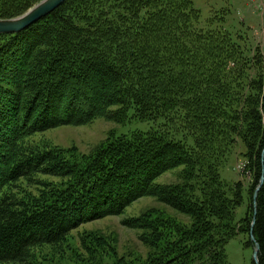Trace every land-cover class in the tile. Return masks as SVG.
<instances>
[{"label":"trees","instance_id":"obj_1","mask_svg":"<svg viewBox=\"0 0 264 264\" xmlns=\"http://www.w3.org/2000/svg\"><path fill=\"white\" fill-rule=\"evenodd\" d=\"M39 1L0 0V19ZM199 16L193 0H66L27 30L0 34V264H36L38 248L144 197L190 222L160 213L123 220L155 247L139 262L106 263L95 253L105 239L86 233L81 264H228L225 245L252 229L264 264V181L253 221L264 177L263 61L230 34L197 26ZM99 117L156 126L111 132L89 153L32 141ZM237 135L253 176L238 227L241 184L229 189L219 173ZM176 168L178 183L157 182Z\"/></svg>","mask_w":264,"mask_h":264},{"label":"rangeland","instance_id":"obj_2","mask_svg":"<svg viewBox=\"0 0 264 264\" xmlns=\"http://www.w3.org/2000/svg\"><path fill=\"white\" fill-rule=\"evenodd\" d=\"M193 2L200 12L196 21L197 26L230 34L232 41L240 45L242 52L248 54L249 58L261 56L264 66V0H193ZM256 70L259 71V68H254L253 71ZM155 126V123L149 121L132 119L122 124L99 117L87 125L62 126L39 133L32 138V141L63 148L76 146L81 152L89 153L106 140L111 132L117 135L131 134L136 130L148 131ZM246 152L243 138L237 135L235 143L219 166L220 177L229 189L241 184L244 200L236 209L234 222L236 227L238 222L247 215L252 202L249 189L253 184V176L246 171L248 163ZM180 169L176 168L165 173L157 182L178 183ZM145 213H153V215L160 213L182 223L190 222L187 215L169 205L154 197H144L128 207L124 214L107 216L85 223L73 231L68 241L60 246L48 245L38 248L35 251L36 259L41 264H81L79 255L88 256L90 251L84 246L83 237L86 233H93L100 235L106 241L105 246L96 247L99 252L95 251L97 258H103L106 263H112L118 258L133 262L144 260L155 247L144 244L140 240L143 230L128 228L122 222L127 218H137ZM253 242L249 232H237L225 245L228 264H254L255 243ZM87 243L93 247L98 244L91 235L86 238Z\"/></svg>","mask_w":264,"mask_h":264},{"label":"water","instance_id":"obj_3","mask_svg":"<svg viewBox=\"0 0 264 264\" xmlns=\"http://www.w3.org/2000/svg\"><path fill=\"white\" fill-rule=\"evenodd\" d=\"M66 0H42L37 5L32 7L27 13L24 15L18 16L16 18H8V19H0V34H8V33H20L24 30L30 28L33 24L39 22L44 17L48 16L50 13L55 11L58 7H60ZM264 181V177L261 178L258 187L254 193V206H255V214L254 220L256 216V199L258 196V192L260 187L262 186ZM254 222L252 223L253 226ZM251 238L255 243L254 250V261L256 264H259V243L256 242L255 236L253 234V229L251 230Z\"/></svg>","mask_w":264,"mask_h":264}]
</instances>
